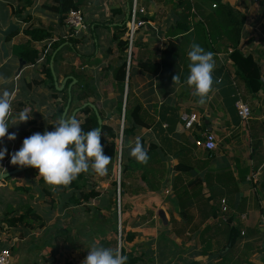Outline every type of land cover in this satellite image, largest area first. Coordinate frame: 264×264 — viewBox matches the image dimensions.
<instances>
[{"label": "crops", "instance_id": "obj_1", "mask_svg": "<svg viewBox=\"0 0 264 264\" xmlns=\"http://www.w3.org/2000/svg\"><path fill=\"white\" fill-rule=\"evenodd\" d=\"M86 1L87 5L81 9L86 29L74 30L72 33L67 27L60 26L58 17L41 7L46 4L55 5L52 0H32V5L26 6L24 12L18 15L13 12L23 6L24 1L0 0V75L8 81L7 84H0V91L7 88L15 92L12 103L14 117H18L22 110L27 111L31 117L26 123L15 126L10 124L8 134L15 133L16 139L9 141L5 137L0 141V150L7 149L6 155L22 147L29 124H36L35 120L41 131H50L49 118L55 112L51 106V92L44 85L35 86L34 82L45 79L41 70L45 66L46 57L52 53L51 45L54 42L60 39L65 41L58 48L59 55L53 65H50L58 86L65 79H73L72 76L64 77V74L70 72L69 68L73 67L78 74L81 73V77L84 76L85 82L95 88L106 89V95L104 92L100 94L97 90L94 91L99 97L95 100L96 105H104L113 99V73L105 68L110 60L113 61L118 56L111 42V34L113 27L126 17L127 3L126 0ZM175 1H139V6L145 9L143 17L147 21L136 34L135 40L139 44L132 59L130 81L134 97L154 119V123L150 128L141 129L136 140L139 139L145 148L151 145L156 147L155 162L150 166L158 170L155 175L156 191H152L143 182L139 181L141 185H138V181L132 179L137 175L131 174L133 177L130 180L134 184L130 194L123 199H127L126 203L131 209L128 218L135 219L140 216L141 220L134 229L127 226L125 229L137 233L140 238L124 244V247L127 251H132L138 260L137 264H264V0H221L244 17L239 50L258 60L261 89L258 92H248L243 83L235 79L234 67L228 60L227 52L217 53L214 77L220 82L214 84L210 99L203 105L197 103V98L185 81L175 85L171 82L172 69L159 68L155 73L149 74L140 67L145 61L159 63L169 29L178 20V12L173 10ZM193 2L205 8L212 4L210 0ZM113 9L120 11H112ZM26 17L32 20L27 23L24 20ZM198 21V16L190 18L191 23ZM30 24L45 29L51 27L53 32L51 40L34 43V47L41 54L33 65L19 62L11 52L13 45L25 41L23 30ZM98 24H106L108 27L95 26ZM12 32L18 34L7 42L6 37ZM69 39L79 41L74 44L75 50L68 44ZM94 47L97 48L94 50ZM55 54L56 52L53 56ZM78 54H93L95 59L101 60V64L92 68L81 67ZM115 65L118 66L119 63ZM180 71L184 69L180 67ZM237 96L250 108L251 115L247 122H242L237 115L234 105ZM47 98L48 107L45 101ZM58 98L60 101L59 95ZM38 113L47 115L40 116ZM36 114L38 117H35ZM184 114H196L199 124L193 125L190 130L185 129L182 119ZM14 123L18 124L19 120L16 119ZM204 132L215 134L216 141L222 147V153L220 151L218 156L214 152L212 158H206L205 152L195 148L194 140ZM136 140L128 142L129 146L126 144V157L134 159L130 156V146H134ZM183 160L194 167L193 171L177 173L173 170ZM204 162L208 164L202 166ZM204 166L215 172L230 170L233 176L243 167L256 169L246 176L239 185L240 193L231 200L232 208L228 210L227 217L232 219V225L238 227L241 234L236 244L230 249L225 248L224 252L223 248L217 250L222 247L226 234L216 237L212 233L207 235L212 250L204 254L201 252L202 230L208 226H216L215 221L219 219L209 218L196 232H188L199 221V215L205 213L200 209L199 203L207 194L204 184L201 183L202 174L197 172ZM6 167L7 172L17 168L12 164H6ZM166 171L168 174L164 175ZM2 182L6 184L5 181ZM4 190H8L6 185L0 183L1 203V193ZM171 216L176 221L175 227L185 230L183 237L171 234ZM182 216L193 218L186 229ZM207 245L205 244L206 247Z\"/></svg>", "mask_w": 264, "mask_h": 264}, {"label": "trees", "instance_id": "obj_2", "mask_svg": "<svg viewBox=\"0 0 264 264\" xmlns=\"http://www.w3.org/2000/svg\"><path fill=\"white\" fill-rule=\"evenodd\" d=\"M20 1L21 3L24 1V5L17 9V11L13 12L14 14H22L26 6L30 7L32 5V0ZM139 1L140 0H137L138 6L140 4ZM210 1L212 2L211 6L205 8V6L200 7L198 3H194L193 0H176L173 4V10L178 12V20L176 21L175 25L171 26L169 29V33L166 36L167 43L160 53L159 63L155 64L151 63V61H145L144 63L140 64V67L149 74L155 73L159 68L172 69V76L174 77L175 75H179L180 81L184 82L186 81V78L189 74V61L187 58V52L190 49V45L195 42L200 44L206 51H211L215 54L227 52L228 60L234 67V73L236 74L235 79L243 83L245 89L248 92H258L261 89V70L259 62L253 55L245 54L239 50L243 24L245 21L243 15L228 4L222 3L221 0ZM52 3H55V5L52 4L51 6H48L46 4L42 5L41 7H45L47 11H50L53 15L58 17V23L60 25L64 24L65 27L70 29V32L73 33L74 29L68 27L66 24L67 15L70 11L81 12V9L87 5V1L52 0ZM126 3V17L119 24L113 27V32L111 34V42L114 44L118 56L113 61L110 60L108 62V66L105 68L108 71L111 70L113 73V99L106 102L104 105H96L95 100H98L99 97L94 92V89L84 81V76L82 75L81 77V73L78 74L73 67H70V72L64 74V77L72 76L73 79L76 80L75 86L78 87V92L76 93L75 100L77 102H82L76 108L82 107L85 103H91L95 105L97 113L102 120L100 129L102 135L101 143L103 145L104 154L112 157V159H114L116 155L117 141H119L120 138V125L123 117L120 182L118 184L117 181L114 180L111 183V193L113 194V197L108 198L106 201L103 200L100 191L96 189V183L90 182V180L93 179L92 172L80 174L78 178L74 180L69 186H61L56 191H53L50 186L46 185L42 178L39 181L42 195L51 198L48 203L45 201L46 204H49L51 209L57 208L55 201L52 199V195L54 193L61 195V197L64 195L66 196L67 194L70 195L61 205L63 210H67L73 203L76 205H88L90 201L97 200L99 207L96 209L98 211L97 213L99 214V217H97L96 220L101 224L103 223L101 221L103 217L100 216V213L104 208L105 203L109 206V208L113 207V209L116 210L118 191L119 197L121 198L130 194L131 187L133 186L132 184H134L130 180V174L140 172L141 180L152 191H156L155 175L158 169L156 170L154 167L150 166V164L155 162L156 147L151 145L146 148L147 154L149 156V160L146 165H142L135 159H131L126 157V155H123V151L126 150V144L128 142L135 141L136 138L139 137V131L141 129L150 128L154 123V119L147 114L143 105L136 97H134L132 92V84L130 81L132 59L134 57V51L139 42L137 40L134 41L130 50V57L128 59V40L125 39V35L128 30L127 22L130 18L132 0H126ZM112 11L120 10L113 9ZM112 14L116 13L112 12ZM119 15H121V13H119ZM193 16H198L199 21L191 23L190 18ZM139 19L145 22L147 21V18L143 16H140ZM24 20L28 23L32 20V18L26 17ZM95 26L108 27L106 24H98ZM17 34V32L10 33L9 36L6 37V41L10 42L11 39ZM23 35L25 37V41L13 45L11 52L13 56L19 60V62L33 65L38 61L41 54V52L34 47V43H41L43 41L51 40L53 38V32L51 27L45 29L42 26L35 27L30 24L26 29L23 30ZM64 42L65 41L60 39L51 45L52 53L46 57L45 66L41 70V73L44 74L45 79L34 82L35 86L44 85L51 92V98L53 100L51 106L53 110L55 109V112H53L49 118V121L51 122L50 131L54 130V126L56 125L58 119L62 116L68 99L67 87L72 82V79L68 80L64 89L61 92H58L54 87L53 73L50 69V65H53L55 58L59 55L58 48ZM76 43H79V41L75 39L68 40V44L72 46L73 50H75L74 44ZM55 52L56 54L53 56ZM78 59L81 67L87 66L92 68L101 64V60L95 59L93 54L88 56L78 54ZM116 63H119V65H115ZM180 67H182L184 71H180ZM171 82H173V79ZM125 85H127L128 92L125 106H123ZM60 94H63V97L61 96L60 98V102L62 101V104H59L58 102V95ZM70 95L72 101V94ZM89 99H92V101L89 102ZM75 117L80 121L85 132L93 128H98L96 114L90 106L81 108ZM114 119L118 120L116 126H113L111 123L114 121ZM213 154L214 153H206L205 157L212 158ZM206 164L208 163L204 162L202 163V166ZM193 168L194 167L188 165L185 160H183L179 161L173 167V170L177 173H188L193 171ZM199 170L200 171L197 172L198 174H202L201 183L202 185L204 184V188L206 190L205 194H207L201 203H199V207L205 213L199 215V221L197 224H194V227L190 228L188 231L189 234L196 232L197 228L201 227L202 224H204L209 218H213L215 220L220 218L222 215L220 211L222 200L225 201L227 210L232 208V198L234 199L235 196L240 193L239 185L244 182L246 176H248L253 169H250L249 167H243L242 169L237 170L235 176H233V173L230 170L215 172V170L210 169V167L207 166H204ZM253 171H256V169ZM10 178L11 177L7 178L6 180ZM193 185L196 186L195 184H190V186ZM16 190L24 192L28 191L26 188H17ZM124 208H126V205L120 207L121 215L123 214ZM88 210L89 208H86V211ZM115 210L114 212H116ZM181 218L185 223L184 228H188L193 218L187 216H182ZM169 222L172 225L171 234L176 237H183L185 230H181V228L177 229L175 227L174 224L176 221L174 220V217L171 216L169 218ZM215 222L216 226L205 227L201 232L200 240L202 243V254L209 253L212 250L209 243L210 239L207 238L209 233H212V235L216 237L226 234V238H224L222 247L218 248L217 250L220 251V249L223 248V252L225 248H232L240 238V229L232 225V219L229 217H226L224 221L219 219V221ZM2 224H6L7 228L20 230H34L35 228L37 230H41L45 227L42 217L29 205L24 206L21 210V213L18 215L15 214V211L4 213L3 219H0V229L2 228ZM124 224L125 222L121 223V231L119 233L118 241L117 239L106 240L104 236L98 245L111 248H115L117 245H119L122 253L128 258L127 264H137L138 260L133 256L132 251L130 252L125 249L124 244L132 243L137 238H140V236L137 233L126 231ZM69 232L70 231L65 229H59L58 236L64 237V240L67 243V241H71ZM102 232L103 231L101 230V233ZM113 232L116 235L118 234L115 225ZM205 244H208L207 247Z\"/></svg>", "mask_w": 264, "mask_h": 264}, {"label": "rangeland", "instance_id": "obj_3", "mask_svg": "<svg viewBox=\"0 0 264 264\" xmlns=\"http://www.w3.org/2000/svg\"><path fill=\"white\" fill-rule=\"evenodd\" d=\"M60 26L62 27L65 25L63 24ZM96 48L97 47H94V50ZM106 50H108V48ZM85 55L88 56L87 54ZM52 73L53 78L56 80L53 70ZM86 74H88V72H86ZM87 80L89 81V76H87ZM88 85L91 86L89 82ZM91 87L94 91L97 90L100 94L106 90L102 87ZM71 90L72 101L65 117H68L71 111L82 103L75 100L78 87L73 86ZM106 93L107 92H104V95H106ZM63 94H60L59 96L63 97ZM45 101L47 102L48 107V98ZM88 101L91 102L92 99H89ZM58 102L59 104H62V101ZM38 114L40 115L41 113ZM38 114H36L35 117H38ZM45 114L46 113H42L41 115ZM34 122H36V124H29V131H27V134L24 135V139L34 133L43 132L39 129V127H37V121L35 120ZM111 123L113 126H116L118 120L114 119ZM129 144L130 143L127 145L129 146ZM121 150L122 147L120 145V141H117L116 155L114 159H111L107 175L97 176L93 173V179L90 180L91 183H96V189L100 191L104 201L113 197V194L111 193V183L114 180H116L117 183L120 182ZM220 151L222 153V147H220L217 142V150L215 151L216 156L219 155ZM15 152L16 151L13 150L12 152H9L8 155H5V158L0 161V168L8 169L6 164L11 165V155ZM123 155H128V152L124 150ZM163 168H165V166ZM139 173L140 172L134 173V175L137 176H134L132 179L137 180L138 185H141L139 181H143L141 180ZM163 174L166 175L168 173L166 172ZM37 175L38 170L31 169L12 176L10 179L5 181L6 184L0 182L2 185H6L8 189L1 193V200L3 203L0 204V219H3L4 213L10 211H15V214L18 215L21 213L24 206L29 205L42 217L45 224V227L41 230H37L36 228L34 230H20L7 228L6 224L1 225L0 249L7 248L11 251L12 264H82V261L88 255L89 247L93 243L98 245L104 236L106 240L117 239L118 241L119 233L121 231V223L125 222V227L127 226V228L134 229L136 224H138L141 220L140 216L135 219L133 217H131L132 219L128 218L131 209H129V206L126 203L127 199H123V197L121 198L118 196L117 199H119V206L117 204L116 210L113 209V207L109 208L106 203L104 208L101 210L100 216L103 217L101 220L103 222L102 224L96 220V218L99 217L96 209L99 207L97 200L90 201L88 205H76L73 203L67 210H63L61 205L70 195L67 194L66 196L64 195L61 197V195L54 193L52 195V199L55 201L57 208L51 209L49 204L45 203V201L48 203L51 198L42 195L39 183L41 177ZM129 177L133 176L130 174ZM17 188H26L28 191H19L16 190ZM123 205H126V208H124L123 214L121 215L120 207H123ZM86 208H89V210L86 211ZM114 210L116 212H114ZM114 225L117 229V235L113 232ZM59 229L70 231L69 236L71 237V241H67L66 243L64 237H59ZM101 230L103 231L102 233Z\"/></svg>", "mask_w": 264, "mask_h": 264}, {"label": "clouds", "instance_id": "obj_4", "mask_svg": "<svg viewBox=\"0 0 264 264\" xmlns=\"http://www.w3.org/2000/svg\"><path fill=\"white\" fill-rule=\"evenodd\" d=\"M215 53L206 51L200 44L193 42L187 52L189 74L186 85L203 105L210 99L214 84L220 81L214 77L216 68ZM7 78L0 75V84H7ZM180 82V77H173V84ZM14 91L4 88L0 91V141L5 137L9 141L16 139V134H8L11 126L26 123L31 119L29 113L22 110L18 117L13 116ZM18 119L19 123L14 121ZM11 124V126H10ZM99 128L85 132L80 121L73 115L59 118L53 131L34 133L23 140L22 147L11 155V164L20 168H33L53 191L67 187L82 173L92 172L105 176L112 157L104 154ZM7 149L0 150V161L5 158ZM130 156L138 163L146 165L149 160L147 150L139 139L130 146ZM0 177L7 174V169L0 168ZM127 256L119 245L115 248L103 247L93 243L82 264H127Z\"/></svg>", "mask_w": 264, "mask_h": 264}, {"label": "built area", "instance_id": "obj_5", "mask_svg": "<svg viewBox=\"0 0 264 264\" xmlns=\"http://www.w3.org/2000/svg\"><path fill=\"white\" fill-rule=\"evenodd\" d=\"M144 15L145 9L137 5V0H132L130 18L127 22L128 30L125 35V39L128 40V58L130 57L131 47L136 39V33L146 24L145 21L139 19L140 16ZM66 24L68 25V27L73 28L77 31L86 29L84 17L79 11H70L66 18ZM234 105L240 120L242 122H247L251 115L249 106L243 103L241 98H239L238 96ZM182 119L184 121V128L187 130H190L193 125L199 124V118L196 114H184L182 115ZM194 146L197 150L203 151L205 153H214L217 150V141L215 134L212 132H204L200 137L194 140ZM220 211L222 215L219 219L221 221H224L228 214V210L224 200L221 201ZM0 264H12V254L9 249H0Z\"/></svg>", "mask_w": 264, "mask_h": 264}, {"label": "water", "instance_id": "obj_6", "mask_svg": "<svg viewBox=\"0 0 264 264\" xmlns=\"http://www.w3.org/2000/svg\"><path fill=\"white\" fill-rule=\"evenodd\" d=\"M51 69V68H50ZM52 70V69H51ZM69 79H71V78H69ZM67 81V79H65L64 81H63V84L61 85V86H58L57 85V81L55 80V78H54V87H55V89L58 91V92H61L62 90H63V88H64V84H65V82ZM75 83H76V81L74 80V79H72V82L68 85V87H67V93H68V99H67V104H66V106H65V108H64V111H63V113H62V116H61V118H63V117H65V115H66V113H67V111H68V109H69V105H70V103H71V88L75 85ZM127 92H128V88H127V85H125V89H124V97H123V106H125V102H126V96H127ZM85 106H90L93 110H94V112H95V114H96V117H97V124H98V128L100 129V127H101V125H102V120H101V118L99 117V115H98V113H97V109H96V107H95V105H93V104H91V103H85L82 107H80V108H76V109H74L73 111H72V113H71V116H76V114L78 113V111L81 109V108H84ZM70 116V117H71ZM109 117V116H108ZM101 130V129H100ZM122 130H123V117H122V120H121V125H120V138H119V140H120V145H121V143H122V140H121V137H122ZM31 169H33V168H20V167H17V168H15V169H13V170H10V171H8L7 172V174L4 176V177H0V182H2V181H5L7 178H9V177H12V176H14V175H17V174H19V173H22V172H26V171H29V170H31ZM119 184V183H118ZM117 196L119 197V191H118V194H117ZM117 204H118V206H119V199H118V201H117Z\"/></svg>", "mask_w": 264, "mask_h": 264}]
</instances>
